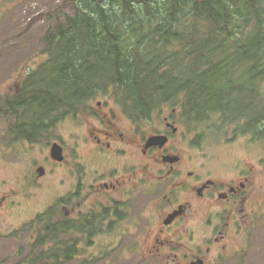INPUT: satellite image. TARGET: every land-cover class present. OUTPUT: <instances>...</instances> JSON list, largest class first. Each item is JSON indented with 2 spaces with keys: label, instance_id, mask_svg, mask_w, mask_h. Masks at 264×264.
I'll list each match as a JSON object with an SVG mask.
<instances>
[{
  "label": "rangeland",
  "instance_id": "374dc122",
  "mask_svg": "<svg viewBox=\"0 0 264 264\" xmlns=\"http://www.w3.org/2000/svg\"><path fill=\"white\" fill-rule=\"evenodd\" d=\"M100 3L108 5L106 0ZM90 4L95 1L0 0L1 109L31 73L51 62L44 53L47 35ZM259 87L264 92V82ZM120 96L114 90L98 91L87 108L76 114L51 123L56 117L53 113L31 140L19 136L14 127L16 118L8 108L0 112V264H51L55 260L40 256L58 242L72 245L73 251L69 259L54 264H160V257L145 247L143 229L153 218V211L147 209L141 191L129 194L135 196L128 204L130 215L119 213L117 221L104 223V173L122 164L130 166L135 160V154L127 150L120 159L108 161L94 145V137L103 127L104 112L114 114V120L127 133L135 122V116L132 118L120 103ZM167 105L177 106L180 112L181 96L154 107L152 116L141 117L143 132L152 130L151 124L166 114L159 108ZM187 118L185 151L193 158L192 163L203 162L220 175H227L238 162L246 163L255 170L254 186L264 200V139L255 138L252 132L242 133L239 124H221L216 115L206 120ZM53 143L64 149L62 163L50 159ZM39 167L44 169L42 176L37 173ZM117 197L125 202L127 196ZM256 216L247 241L243 231L236 242L245 251L220 264H264V208ZM65 223L71 224V231L58 232L49 236L46 245L32 247L47 226Z\"/></svg>",
  "mask_w": 264,
  "mask_h": 264
},
{
  "label": "trees",
  "instance_id": "16d2710c",
  "mask_svg": "<svg viewBox=\"0 0 264 264\" xmlns=\"http://www.w3.org/2000/svg\"><path fill=\"white\" fill-rule=\"evenodd\" d=\"M93 1L47 35L51 62L0 108L16 118L19 136L31 140L53 113L51 123L114 90L132 118L181 96L188 116L216 115L264 139V0ZM71 230L70 223L47 226L32 247ZM72 251L58 242L40 258L61 263Z\"/></svg>",
  "mask_w": 264,
  "mask_h": 264
},
{
  "label": "flooded vegetation",
  "instance_id": "af4514ba",
  "mask_svg": "<svg viewBox=\"0 0 264 264\" xmlns=\"http://www.w3.org/2000/svg\"><path fill=\"white\" fill-rule=\"evenodd\" d=\"M159 110L166 114L151 124V131L143 132L138 114L128 133L114 114L104 112L95 148L108 161L120 159L127 150L135 154L130 166L122 164L104 173V223L117 221L119 213L130 215L128 204L135 196L129 194L141 191L147 209L153 211L143 229L145 247L160 257V264H220L236 258L243 250L236 245L238 237L244 231L247 241L257 212L264 208L254 186L255 170L238 162L227 175H220L203 162L192 163L185 151V109L181 106L179 112L177 106L167 105ZM151 138L156 139L147 144ZM125 195V202L117 197Z\"/></svg>",
  "mask_w": 264,
  "mask_h": 264
},
{
  "label": "water",
  "instance_id": "95a60500",
  "mask_svg": "<svg viewBox=\"0 0 264 264\" xmlns=\"http://www.w3.org/2000/svg\"><path fill=\"white\" fill-rule=\"evenodd\" d=\"M156 138H151L147 144L153 143V140ZM50 158L55 162H62L64 157L62 154V148L59 144L53 143L51 145L50 151H49ZM37 173L39 176H42L44 174V169L42 167H39L37 169Z\"/></svg>",
  "mask_w": 264,
  "mask_h": 264
}]
</instances>
